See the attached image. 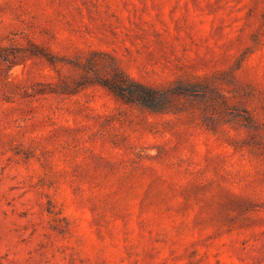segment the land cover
<instances>
[{
	"label": "rangeland",
	"instance_id": "rangeland-1",
	"mask_svg": "<svg viewBox=\"0 0 264 264\" xmlns=\"http://www.w3.org/2000/svg\"><path fill=\"white\" fill-rule=\"evenodd\" d=\"M0 264H264V0H0Z\"/></svg>",
	"mask_w": 264,
	"mask_h": 264
}]
</instances>
